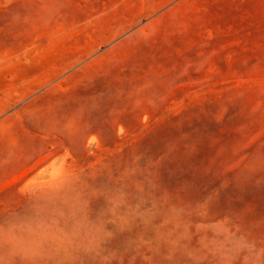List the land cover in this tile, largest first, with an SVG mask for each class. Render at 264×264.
<instances>
[{
    "label": "rangeland",
    "instance_id": "374dc122",
    "mask_svg": "<svg viewBox=\"0 0 264 264\" xmlns=\"http://www.w3.org/2000/svg\"><path fill=\"white\" fill-rule=\"evenodd\" d=\"M0 264H264V0H0Z\"/></svg>",
    "mask_w": 264,
    "mask_h": 264
}]
</instances>
